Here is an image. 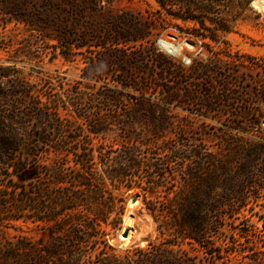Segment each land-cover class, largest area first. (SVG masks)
Returning <instances> with one entry per match:
<instances>
[{"label": "rangeland", "instance_id": "rangeland-1", "mask_svg": "<svg viewBox=\"0 0 264 264\" xmlns=\"http://www.w3.org/2000/svg\"><path fill=\"white\" fill-rule=\"evenodd\" d=\"M18 1L21 8L10 10V0H0V104L51 99L60 105L59 115L48 116L45 121L15 123L25 139L22 156L30 152L32 160L42 165L52 164L61 156L67 158L53 151L52 147L59 145L53 136L63 138L65 142L60 146L69 150L85 147L88 140L94 147L102 143L107 150L133 146L139 150L140 166L132 171V178L160 184L146 195L149 203L143 201L140 192L132 190L120 196L116 191V209L122 204L120 198H124L120 221L113 219L115 227L101 224L93 232L96 242L88 245L91 256L79 264H146L147 257L148 264H264V190L255 199L256 191L249 189L246 208L234 215L226 211L224 220L205 230L203 243L180 240L172 207L173 190L182 188L183 167L188 161L175 157V150L187 153V149L206 148L225 152L253 143L264 144V11L253 6L255 0L206 6V0H183V10L202 19L206 27L213 28L217 23L229 28V32H212V38L195 36L197 21L169 15L155 0ZM162 1L171 11L180 5L175 0ZM126 22L135 28L129 29L131 34L120 28ZM118 32L143 38L117 43L118 36L123 38ZM163 41L180 43V55L163 51ZM153 47L185 68L186 74L180 79L184 87L181 93H171L168 113L134 121L127 129L121 119H115L121 118L123 111H109L100 98L109 96L114 85L120 90L128 83L127 65L116 56L145 53ZM195 64L205 66L202 77L196 78L190 72ZM144 68L138 64L139 72L133 73L135 80H145ZM176 81L167 77L163 82L171 87ZM148 85L147 95L153 100L169 101L170 95L161 85L154 80ZM124 92L126 102L132 100L131 95L139 94L134 88ZM85 109L89 112L86 116ZM93 118L106 120V131L98 137L90 131ZM63 124L66 129L61 128ZM40 150L44 151L41 158L34 155ZM116 154L112 152L107 158L111 166L119 161L111 159ZM72 157L68 155L70 160ZM155 161L163 162V169L150 165ZM227 161L237 163L240 159L229 156ZM259 161L264 170V157L260 156ZM99 168L104 172L101 164ZM5 174L3 169L1 184L6 181ZM106 181L111 187L110 179ZM5 194L7 191L0 185V196ZM134 196L138 199L131 204ZM4 200L11 199L3 197L0 202ZM114 216L115 212L110 218ZM48 226L45 222H20L6 236L0 233V264L7 262L5 255L17 239L28 246L23 252L28 264H58L65 255L58 259L45 252L50 243ZM102 230L107 232L105 238L113 247L111 251L102 250Z\"/></svg>", "mask_w": 264, "mask_h": 264}, {"label": "trees", "instance_id": "trees-1", "mask_svg": "<svg viewBox=\"0 0 264 264\" xmlns=\"http://www.w3.org/2000/svg\"><path fill=\"white\" fill-rule=\"evenodd\" d=\"M155 1L169 15L183 20L197 21L199 28L196 30L195 36L212 38L214 31H230L227 26H219L217 23L216 27H206L202 19L190 16L187 10H183V0H175L174 3L180 5L177 10L173 11L170 10V6L165 8L167 5L162 0ZM206 1L207 4L204 6L211 5L213 2L222 3V5H229L232 2V0ZM21 4L18 0H10L9 9L18 10L22 6ZM202 7L203 5L201 9H203ZM120 28L129 34L132 33L129 29H135L127 22ZM118 33L120 34V32ZM133 34V36L120 34L123 38L118 36L120 39L117 43L137 41L143 38L142 35ZM116 57H118V61L122 60L125 62L124 65H127L128 73L125 77L128 83L121 85L120 90L114 85L113 89L109 90V96L104 95L100 98V103L114 113L121 109L124 115L121 118L116 116L115 119H121L122 126L127 129L134 121L143 118L156 119L157 113H168L172 99L171 93H181L184 87L180 79L186 74L185 68L180 63L164 57L154 47L149 52L127 53L126 57L119 54ZM138 64L145 66L142 70L145 79L143 81L135 80V76L133 77ZM189 70L191 73H195L196 78H199L204 74L205 66L195 64ZM167 77H173L177 81L168 87L166 82H163ZM152 80L156 85H161L167 96L170 95L169 101H155L150 95H147L150 89L148 83ZM131 88L138 90L139 94L131 95L132 100L126 102L122 98L123 93ZM69 104L74 105L73 102H69ZM59 108V102L51 99L43 100L42 103L38 101L25 104V102L11 101L5 102L4 106L2 103L0 104V176L2 170L5 169L7 177L6 181L0 183L7 191V194L0 196V200L3 197L11 199L9 202L6 200L0 202V233L6 236L8 230L10 228L16 230L17 224L20 222L34 224L45 222L49 225L50 234V243L49 248L45 250L46 254L53 258L65 255L62 259L58 258V264H79L91 256L88 245L91 242H96L93 232L96 233L101 228V224L115 227L117 224L113 219L120 221L124 198H120L122 204L116 209L115 196L119 194L122 196L133 190L140 192L143 195V201L149 203V200H146V195L160 184L152 180L143 183L142 180L132 178V171L140 166V160L137 158L139 150L133 146L107 150L101 146L102 143L94 147L88 140L85 147L69 150L60 146L62 142H65L63 138L53 136L56 139L52 140L59 142L58 146L52 147L53 151L59 154L64 153V157L67 158L61 156L52 164L42 165L38 163V160H32L33 154L30 152L22 156L21 149L25 139L18 128H15V123L19 120L42 121L43 119L45 121L48 116L59 115ZM65 108L68 106L65 105ZM86 111L85 109L83 114L85 116L89 113ZM105 121L101 118L90 120L92 123L90 131L95 137L106 131L104 130ZM61 128L66 129L64 124L61 125ZM112 152H117V154L111 156V159H119V161L111 166L107 162V158ZM37 153L34 155H39L41 158L44 151L40 150ZM174 153H176L175 157L188 160L183 167L184 184L182 188L173 190L175 193L172 205L173 223L180 240L203 243L206 239L205 230L210 228L213 223L224 220L226 211H230V214L234 215L246 208L251 196L249 189L256 191L255 199L261 197L264 190V170L261 169L262 162H258V160L260 156L264 157V144L253 143L246 148L225 152L199 148L187 149V153L186 150L182 152L175 150ZM70 154H73L71 160L68 158ZM229 156H237L240 161L237 163L227 161ZM99 164L103 166L104 172L99 168ZM150 165L154 168L163 169L164 167L163 162L158 161ZM107 178L111 181V187L108 186ZM115 192L117 195L114 194ZM113 212H115V216L111 219L110 216ZM106 235L107 232L102 230V236H104L102 250L108 252L113 250V247L108 244ZM26 249L28 246L22 245L17 239L10 248L11 252L5 255L6 263L28 264L23 256ZM210 254L216 255L215 252ZM145 262L149 263L148 257L145 258ZM166 264L179 263L167 261Z\"/></svg>", "mask_w": 264, "mask_h": 264}, {"label": "bare ground", "instance_id": "bare-ground-1", "mask_svg": "<svg viewBox=\"0 0 264 264\" xmlns=\"http://www.w3.org/2000/svg\"><path fill=\"white\" fill-rule=\"evenodd\" d=\"M253 6L257 10L264 11V0H255L253 2ZM160 48L165 51L167 54L172 56H179L180 55V43H170V42H160ZM127 240V239H126Z\"/></svg>", "mask_w": 264, "mask_h": 264}, {"label": "water", "instance_id": "water-1", "mask_svg": "<svg viewBox=\"0 0 264 264\" xmlns=\"http://www.w3.org/2000/svg\"><path fill=\"white\" fill-rule=\"evenodd\" d=\"M137 199H138V196H134V197H132L131 199H130V203L131 204H134L136 201H137ZM127 235V232H124L123 233V236L125 237Z\"/></svg>", "mask_w": 264, "mask_h": 264}]
</instances>
